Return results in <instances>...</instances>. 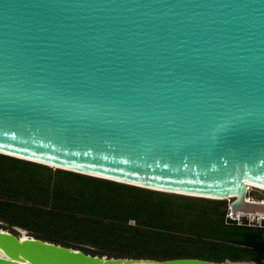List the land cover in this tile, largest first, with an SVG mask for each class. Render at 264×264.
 <instances>
[{
	"label": "water",
	"instance_id": "obj_1",
	"mask_svg": "<svg viewBox=\"0 0 264 264\" xmlns=\"http://www.w3.org/2000/svg\"><path fill=\"white\" fill-rule=\"evenodd\" d=\"M0 155L264 214V0H0ZM17 232L0 264H257Z\"/></svg>",
	"mask_w": 264,
	"mask_h": 264
},
{
	"label": "trees",
	"instance_id": "obj_2",
	"mask_svg": "<svg viewBox=\"0 0 264 264\" xmlns=\"http://www.w3.org/2000/svg\"><path fill=\"white\" fill-rule=\"evenodd\" d=\"M0 160L48 168L4 155H0ZM12 165L0 166V189L11 191L16 189L14 185L29 186L38 189V194L51 202L48 207H34L0 197V214L15 218L17 212L38 213L44 219L67 224L77 234V242H89L93 246L110 242L121 246L119 252L135 253L130 256L135 258L197 257L212 261L251 260L264 264L260 231L225 224V201L161 193L59 169V172L80 181H58L55 185H46L40 178L38 183L19 181L5 173L14 169ZM28 170V174H20L25 179L32 178V171ZM107 185L133 189L143 195H108ZM221 204L223 209H220ZM234 228L241 230L236 232ZM201 247H207L209 251H201ZM222 250L228 254H219ZM236 250H246L248 258L241 257Z\"/></svg>",
	"mask_w": 264,
	"mask_h": 264
},
{
	"label": "rangeland",
	"instance_id": "obj_3",
	"mask_svg": "<svg viewBox=\"0 0 264 264\" xmlns=\"http://www.w3.org/2000/svg\"><path fill=\"white\" fill-rule=\"evenodd\" d=\"M10 164H13L12 167L14 169L6 170L8 177L11 178H17L19 181H31L38 183V178L41 180H44V183L47 185H55L56 183L61 182H67V181H74L79 182L78 179H72L64 172H59L57 169L53 168H43V167H33L24 165L21 163H12L8 160H0V166L3 168H6L10 166ZM32 171V178L34 179H28L23 178L20 174L23 172L26 174L27 171ZM20 175V176H18ZM1 178H5L4 176H1ZM72 179V180H71ZM43 182L41 181L39 184L41 185ZM50 183V184H49ZM83 183V182H80ZM10 184V183H9ZM11 185V184H10ZM16 186L15 190H6V188L0 189V197L4 199H10L12 198L13 201H17L23 204H29L30 206L34 207H48L50 204V200L47 198H44L43 195H39L38 189H32L29 186ZM106 192L108 195H143L141 192L133 190V189H126V188H117L111 185L106 186ZM254 189L250 190L248 192L249 195H264V191L259 188L257 190L255 187H252ZM5 190V191H4ZM38 194V195H37ZM227 204V201H225ZM224 205H220V209H223ZM11 213H14L10 211ZM17 216L15 218L1 213L0 214V228H3L4 230H7L9 232H12L14 234H17L19 230H17L16 227H20L26 230L27 234L30 236H33L35 238H47L46 241L54 242L63 245L66 244L68 246H72V248H77L85 253L89 254H97V255H107V256H113V257H130L134 256L135 253L128 252H119V248H121L120 245L111 244L110 242H104L100 246H93L89 242H77L78 236L77 234L67 225V224H61L57 221H51L49 219H44L42 216H40L38 213L33 212H17L15 213ZM19 217V218H17ZM130 224H133L132 221H130ZM236 232L240 231L241 228H234ZM75 238V239H74ZM64 245V246H66ZM201 251H209L207 247H201ZM216 252V251H214ZM235 253L241 255V257H246L247 251L246 250H236ZM219 254H222L223 256L228 254V251H220ZM248 261V260H247Z\"/></svg>",
	"mask_w": 264,
	"mask_h": 264
},
{
	"label": "built area",
	"instance_id": "obj_4",
	"mask_svg": "<svg viewBox=\"0 0 264 264\" xmlns=\"http://www.w3.org/2000/svg\"><path fill=\"white\" fill-rule=\"evenodd\" d=\"M252 189L254 188H247V192H246V195L244 196V200L246 202L264 204V195H249L248 194V192H250V190ZM232 199L233 198H228L226 200L227 208H226V214L224 217L225 224H234L237 226H245V227H251V228L258 229L261 234L262 254L264 257V214L237 211L235 216L232 217L231 209L229 207V203L231 202Z\"/></svg>",
	"mask_w": 264,
	"mask_h": 264
},
{
	"label": "bare ground",
	"instance_id": "obj_5",
	"mask_svg": "<svg viewBox=\"0 0 264 264\" xmlns=\"http://www.w3.org/2000/svg\"><path fill=\"white\" fill-rule=\"evenodd\" d=\"M51 168H56V167H53V166H50ZM57 169V168H56ZM245 181H246V185H247V188H252V187H255L256 189L259 188L261 190L264 191V184H261L257 181H255L254 179H251L250 177H245ZM233 196L229 197V198H232ZM17 230L20 231L19 233V238L22 240V239H26V238H29L30 236L27 234L26 230L20 228V227H16ZM0 231L2 232H9L7 230H4L3 228H0ZM11 233V232H10ZM0 256H4V253L3 251L0 249Z\"/></svg>",
	"mask_w": 264,
	"mask_h": 264
}]
</instances>
